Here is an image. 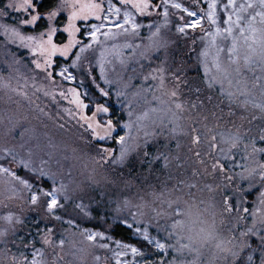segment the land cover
Masks as SVG:
<instances>
[{
    "label": "rangeland",
    "instance_id": "1",
    "mask_svg": "<svg viewBox=\"0 0 264 264\" xmlns=\"http://www.w3.org/2000/svg\"><path fill=\"white\" fill-rule=\"evenodd\" d=\"M10 2L18 5L22 0H9L7 5ZM210 2L211 0H201V6L202 8L204 7V14L202 15L204 19L201 22V26L196 29L186 27L185 32L181 33L179 31L180 27L190 24L193 19H197L201 15L182 6L177 0H168L166 6L160 0L156 15L154 14L149 20H143L144 18L136 15L130 8L122 7L118 3L109 0L106 2L104 13H101L102 19L85 27L83 45L78 48L69 63H62L60 68H58L57 77L61 81L80 89L83 97L91 105L100 101L95 102L98 99L94 98L89 88L85 86L86 83L82 77L83 71L89 69L94 70L97 75V82L101 88L109 93L105 96L107 103H102L108 105L109 113L117 130L115 136L117 155L115 154L110 161L113 168L121 169L124 167L126 161L134 152L138 153L140 150H143L147 146L146 144L155 141L160 137L161 132L165 133L168 129L171 132V136L163 134L162 136L164 138L175 137L182 139V141H187L186 137L189 134L188 129L190 127L195 131L198 129L199 133L202 130L206 134L203 135V137L205 136L206 146L203 142L204 139H201L198 135L197 137H199L200 143H203V148L196 149L197 158L201 157V154H206L211 160L214 159V161L220 158V155L224 157V154L220 151V148L227 147L223 143V137L235 134L222 133L219 132L220 130L216 131L214 124H212L209 118H204V115L192 109L184 107L176 109V107H173V99L170 95L172 91L176 92L174 98L181 100V104L184 105L181 94L177 92L178 89L181 91L180 84L175 81V76L171 75L167 77V83L164 80V84L161 86L159 79L160 72L158 71L160 66L163 65L165 66L163 68L165 73H173L172 67L175 65L173 60L176 58H172L175 55L173 46L177 42L175 40L183 39V37H186L187 32H189V35H192L194 32L198 34L196 39L199 51L196 54L195 60L199 64L201 77L206 86L207 78L204 76V66L201 63L204 58L201 56V53L207 49L209 67L211 68V60L216 53V46H220L225 49L224 52L220 53V58L226 62L227 49L231 46V37L225 40L223 34L215 35V31L216 27H220L221 30L227 27L224 23L227 16L232 14L233 19H235V14L231 7L225 10L224 5L227 3V0H216L218 24L213 25L209 22L206 15ZM248 2L249 0H236L237 11L239 10V5H246ZM252 2L256 4V7L254 9H247L242 15L247 16L249 12L261 10L258 5V0H252ZM80 3L87 2L80 0ZM173 4H180L181 8H175L172 6ZM7 5L5 7L0 5V9H3L6 13V15H0V24L14 26L19 29L22 35L26 32H23L21 28H33L31 25H21L19 23L22 19L30 18L27 13L23 12V10L17 12L13 8L7 10ZM110 5L113 6V9H120L119 16L114 14V11L113 13L107 11ZM165 7H167L168 12L167 18L163 15ZM185 8L189 12H195L196 17H190L188 12L183 11ZM62 10L67 15H71L72 8L69 5L65 4ZM125 11L132 12L135 22L141 25L135 34L131 30L124 32L116 27L117 24L124 23ZM175 13L186 19V21L183 20L181 23L175 22V19H173V17L175 18ZM68 23L65 28L68 26ZM93 25L100 28V32L97 33L99 42L93 41L89 35L94 30ZM125 27L129 26L125 25ZM157 28H159V33L153 37V33ZM105 32H108L109 35L105 36L102 34ZM209 33L213 35L209 36ZM38 35L40 36V34ZM233 35L238 36V30H234ZM213 38L215 39V45L211 43ZM154 41L165 46L157 51L153 47ZM15 42L6 37L3 29H0V158L5 157V150H8L15 154L18 160L24 159L31 161L32 166L36 169L43 168L48 173V176L37 178L35 173L18 167L16 163H8L4 159H0V163H3L5 167H11L17 175L28 179L33 184L32 191L39 190L47 192L53 187L59 188L63 184L65 191L61 195V203L64 207L58 209L55 213L61 219L55 220L46 211L44 203L45 197L41 196L37 204L32 205L30 202L32 192L24 189L17 182L12 181L6 174H0V232L5 233V235L0 236V248H3V250H0V264H11L12 256L17 257V264H19L22 254L23 257L31 260L34 253H36L40 264H56L52 257L54 254L55 257L58 255L62 261L66 262L64 264H71L67 262L70 259L75 264H145V262L156 264L161 259L167 261L175 260V264H180L181 261L188 264V262L196 258V253H188L187 251L177 252L175 250L173 246L178 247L177 240L179 237L173 232L171 226L178 219L185 220L187 223V217L176 216L175 209L177 206L183 209L191 204L198 206L201 212V219L207 220L208 222L206 225H195L194 227L197 231L200 227H210L214 222L216 237L222 236L225 233H230L232 236L234 232L231 230L237 229L239 224L238 219L236 218L234 222L228 214L222 216L221 219L218 217V213H220V206L218 209L219 197L221 196V192L225 193V191H222L221 180L219 179L220 170H213L211 174L205 170L201 171V166L196 163L197 161L194 166L189 168L190 174L199 169L205 175L199 180L187 176L186 172L183 178V173L176 180L172 181V183L167 184L168 193L166 195L164 193L165 197L159 200L155 196L151 199L150 192L144 191L143 186L138 188L135 195L129 197V200L123 196L125 194L124 192L118 195H112L111 197L106 195L103 189L101 194L96 189L92 190L86 178L88 175L85 172L86 168H82L85 167L84 154L83 152L78 153L74 151L75 142L73 141V149L68 147L66 149L71 150L67 151L60 145L54 147L53 140L49 139V136L44 133L41 126L37 127V125L33 124L34 109L37 112L38 106L42 104V98L39 94H35L32 87L43 81L45 75L40 71H35L32 75L29 69H26L24 58L20 56L21 50L15 45ZM89 44L91 47L85 48L83 52L79 51L82 46ZM70 54L62 56L57 53V57L65 59ZM77 55L80 56L78 61L76 60ZM25 58L27 57L25 56ZM161 60L162 62L164 61L163 64L160 63ZM241 63L243 62L241 61ZM101 68H103V74ZM64 69H67L65 76L71 73L75 79H65L61 76L59 73ZM254 69V71H250L242 67V75L241 77H237V79H246L249 95L247 97L238 96V98L233 99L238 100L240 103L245 99L250 101L245 108L247 115L245 116L246 113L242 114L243 117L241 116L238 119V121H246L244 125L253 121L251 119H255L260 113H264L260 108L253 106V102L255 104L264 103V92L258 86L264 84V79L260 81L256 80L258 76L264 77V73L260 71L259 66H254ZM153 76H156L157 79H153ZM105 81H108V83ZM227 87V83H225V88ZM253 88L255 89L254 92L251 91ZM211 89H214L218 94H222L228 99H232L226 93H222L219 84L214 85ZM232 90L235 91V88ZM18 94L19 97L16 96ZM9 99L11 101L15 99L31 104L34 103L35 107L25 104L32 113L30 117H27L26 114L23 116L22 112L25 111L26 113L27 110L15 109ZM43 121L50 122L48 117L43 119ZM207 121H210V124ZM49 125L53 128L51 124ZM125 125H129L130 127H125ZM97 131L100 134L102 133L101 129H97ZM71 132L75 133L73 130ZM54 133L57 135L51 134L53 138L54 136H56L55 138H59L61 130L57 128V132L54 131ZM120 136L125 137L126 147L128 148L127 158L122 164L114 162L119 156L121 148V145L118 143ZM213 136L216 137L215 140L212 139ZM47 142L49 143V148L46 147ZM9 144L11 145L9 146ZM65 144L70 145V142L66 140ZM214 145H219V147H215ZM239 147L240 145L237 148ZM237 148L233 149L230 153L234 159H228L231 162L236 161L233 165L230 163V166L234 169L240 168L244 164L235 153ZM246 150L247 154L249 152L251 154L252 145L248 146ZM60 152H66V157L64 154H60ZM71 158L74 161L75 169L72 165ZM49 177H52V179H49ZM108 179L110 178L99 177L95 182L92 180L90 182L93 183V187L96 185L97 188H100V184L105 183L107 185ZM53 180L55 181V185L53 184ZM64 195L69 197L67 201L63 199ZM140 196L143 197L140 198ZM12 198H16L17 201H12ZM71 198L74 200V205H72V208H67V205L71 203ZM97 201H101L106 207V215L104 214L99 221L103 222L101 224L103 227H97L95 225V227L90 228L84 221L87 219L90 220L89 216H93L91 209L97 205ZM102 203L98 202L99 205ZM26 205L36 209L28 208ZM76 205H83L88 214L85 215V212L77 208ZM30 210H39L45 216H50L53 231L59 232L60 234V237L56 240L53 238L57 237V233L56 235L47 237L51 241L50 244H45L42 241L44 250L39 249L42 255L37 253V249L32 252L29 250L26 254L13 253L11 249L12 245L9 247L5 246L4 240H6V237L11 235L13 237V234L17 230L16 225L23 226V217L26 215L24 217L25 219ZM79 213L82 214L81 218H79ZM9 214L13 218L11 223L4 219ZM26 223L30 227H33L32 229L36 236L45 235L51 229V227L47 229L44 226L45 224L41 225L32 218H27ZM117 224L123 225L130 230L131 235L128 241L118 240L111 236V233L108 231L109 225L114 226ZM138 228L141 231L147 230L148 235L152 239L165 243L168 246L167 252L161 254L160 250L155 247V244H150L145 241L143 236L137 232ZM243 228L250 229L253 228V225L251 224L248 227L244 226ZM85 230L91 233L102 232L105 238L98 237L95 241H89ZM177 231L181 235H188L187 228L183 230L178 229ZM169 232H173V235L169 236ZM61 240L64 242L63 246L60 245ZM30 242H28V246H31L34 240H30ZM187 242V239L180 240V243ZM216 243L217 239L200 248L199 264H216L218 257L216 254L217 249L215 248ZM101 244H107L108 247L102 248L99 246ZM121 245H130L131 247L138 248L144 255H133L131 248H124ZM13 246H16L14 252H17L20 244ZM8 248L11 249L10 253L5 251ZM117 253H120V255H117ZM19 255L21 256L19 257ZM44 255L48 256L44 257ZM96 257L100 259L97 260Z\"/></svg>",
    "mask_w": 264,
    "mask_h": 264
},
{
    "label": "trees",
    "instance_id": "2",
    "mask_svg": "<svg viewBox=\"0 0 264 264\" xmlns=\"http://www.w3.org/2000/svg\"><path fill=\"white\" fill-rule=\"evenodd\" d=\"M8 1L9 0H0V5L5 7ZM83 1L87 3L92 2V0ZM107 1L109 0H95L96 3H100L103 6L104 11L106 9L105 5ZM111 1H114L120 6L125 7L120 3V0ZM177 2L184 7H187L189 10L195 11L201 16L204 14V7L202 8L201 6V0H177ZM159 3L160 0H150V4L155 5L154 7H150L147 10L151 13L150 15L147 13L141 15L131 7L126 8L133 10L136 15L144 18L143 20H149L154 14L156 15V10ZM33 4L35 5V10L41 14V19L36 22V25L33 26V28H21L23 32H26L23 34L25 36H34L38 38V34L46 32L49 24L51 23L52 26L58 29L57 34L54 37L55 42L61 45L68 43V33L63 31L68 23L69 17V15H67L66 12L62 10V8L65 6V0H34ZM7 10H9L8 7ZM52 11H58L59 14L50 22L47 19V16ZM103 13L104 12H102V14ZM176 14L177 13L174 14L175 18L173 17L175 22L181 23L183 20L186 21V19ZM97 21L98 19H96L94 16H90L86 21L82 20L76 22V26L80 29V31L75 34V39L81 41V43L76 44L69 49L68 54L71 53L69 57L64 59L62 57H57L56 55L52 58L53 63L49 69V71L53 73L52 78H49L47 74L41 69L36 68L35 63H33V61L36 60H40V62L43 63V58L34 55L31 49L21 46L18 40H16L15 45L19 47V50H21L20 56H23L24 58L26 69H29L32 75L35 73V71H40L43 75H45L43 81L32 87L33 91H35V94H39L42 98V104L38 106L37 112L33 108V124L37 125V127L41 126L44 133L49 136V139L53 140L52 143L54 147L60 145L63 147V149L68 147L73 149L74 141V151L78 153L83 152L84 154L85 167L82 168H86L85 172L88 173L86 178L89 181V187L92 190L96 189L100 191V194L103 189L106 195L111 197L112 195H118L124 192L125 194L123 196L129 200V197L132 195L134 196L138 188L143 186L144 191L150 192L151 199L155 196L157 200H159L165 197L166 193H168L167 184L172 183V181L176 180L183 173V178L185 177L186 172L187 176L200 180V178L205 175L203 172L201 173L202 170H205L207 173L211 174L213 170L219 169L214 168V164H217V162L223 164L224 171H219V179L221 180V187L223 189L222 191H225V193L221 192V196L219 197L218 209L220 206V213H218V217L221 219L222 216L228 214L234 222L237 218L239 224L237 229L231 230L234 232L232 233V236L230 233H225L222 236L217 237V242L220 240L227 242L228 240H232V238L235 237L236 239L232 241L233 244H243L245 241H247L248 243H251L253 247H255V245L258 243V240L255 236L251 234L241 236L240 234L247 232L248 228L243 227H248L251 224L257 231L264 232V223H261V221L264 220V205H261L258 200L260 192L264 191V188L261 187V185L264 184V181L260 179L261 165H264V152H255L253 154L251 151V154L250 152L247 154V150L244 149V145L246 144L250 146L253 142H255V147L257 149L264 148V141H261L259 138L262 132H264V113H260V115L255 117V119H251L253 121L249 122L247 125H244L246 122L244 120L238 121L241 116L243 117L242 114L246 113L245 116L247 115L246 109L241 107V103L238 100L228 99L222 94H218L214 89L208 88L205 85L201 77V69L198 62L195 60L196 54L199 51V46L196 39L198 34L194 32L192 35H189V32H187L186 37H183V39L180 40H175L177 42H175L173 46L175 55H173L172 58L176 57L173 60L175 63V65L172 67L173 73L169 74L163 72L160 73L159 76L163 75L166 83L168 81V76H175V81H177L181 87V91L178 89L177 92L181 94V99H183L182 101L184 102V105H182L184 108L192 109L204 115V118H209L212 121V124H214L216 131L220 130L219 132L222 133H233L240 135L241 144L240 147L235 150V153L239 160L244 163L243 166L236 169L232 168L230 163L233 165L236 163V161L231 162L228 159H225L222 155H220V158L216 159V161H214V159L211 160L206 154H201V157L197 158L196 149L203 148V143L201 144L200 140L198 143L194 142V138L199 135L201 139H204L203 142L206 146L204 138L205 136L203 137V135L206 134L202 130L199 133L198 129L195 131L192 127H190V129H188L189 134H187L186 137L187 141H182V139H177L175 137L164 138L162 136L163 134L171 136V132L168 129L165 131V133L161 132L160 137H158L155 141L146 144L147 146L143 150H140L138 153L134 152V154L126 161V165L124 167L121 169H115V167L113 168L110 161L115 156V154L117 155L115 140L117 131L116 126L113 123L115 130L111 132V135L107 139L100 141L97 140L95 136H93L92 131L87 127V123L80 118L81 115L91 118L95 113V120H98L101 125H104L107 120H111L113 122L109 111L107 113L96 112V105H103L108 108V105L103 104L104 102L107 103V99L100 91L101 86L97 82L96 72L92 69H89L91 71L86 70L83 71L82 74V77L86 83L85 86L89 88L94 98L98 99L95 102L100 101L94 105H91L89 101L83 97L80 89L69 83L61 81L57 77V70L60 68L61 64L69 63V61L77 52L78 48L83 45L85 27L92 25ZM25 56L27 58H25ZM163 62L162 60L160 61L162 64ZM161 68H165V66L162 65L160 66V69ZM97 85L100 87L98 88ZM197 88H199L198 92L196 91ZM70 89H76L80 93V99L88 106L86 109L81 110L76 104L70 102L73 99V94L69 91ZM254 90V88L251 89L253 92ZM60 93H64V95L61 96ZM16 96L19 97V94ZM208 97H211L210 101ZM172 99L173 107H175V104L177 103L181 104V100L178 98L172 97ZM14 100L15 99L12 101L10 100L12 106L15 109H26L27 112L25 113V111H23L22 114L23 116L26 114L27 117H30L32 113L30 110H28L26 105L35 107V104L21 100ZM47 117L51 123L43 121V119H46ZM91 122L94 123V121ZM207 123L210 124V121H207ZM49 124H51L53 128H51ZM57 128L61 130L62 134L60 133L59 138H55L56 136L53 138L51 134H56L54 131L57 132ZM99 129L102 130L101 135H104L105 129ZM72 130L75 133H72ZM64 140L65 143L66 140L69 141L70 145H66ZM10 145L11 144H9V146ZM46 147L49 148L48 142L46 143ZM102 148L113 149L114 152L111 154H106L101 151ZM71 149H66V151ZM145 152L148 153L147 156H145ZM60 154H64L66 157V152H60ZM109 155L110 158H108ZM175 156L177 157L174 158ZM165 157H167V161H165ZM71 162L75 169L72 158ZM195 162L201 166V171L198 169L195 170L194 173L190 174L189 168L194 166ZM245 169H248L249 171L255 169L256 171L250 176L249 171H246ZM99 177H109L110 179H108L109 181L107 185L104 183L100 184V188H97L96 185L93 187V183L90 182V180L95 182ZM228 177H231V179ZM141 197L143 196H140V198ZM11 200L17 201L16 198H12ZM225 201H227V203L232 206V211L229 212L225 210ZM70 202L71 203L67 205V208H72V205H74V200L72 198ZM98 202L102 203L101 201H97V205L94 208L91 207V214L94 217L89 216L90 220L87 219L84 221L90 228L95 227V225L97 227H103L101 225L103 222L99 221L104 214L106 215V207L105 204L102 203L99 205ZM26 206L28 208L36 209L28 205ZM244 209H248V211L245 212ZM254 212L256 213L255 216L253 215ZM25 216L26 215H24V217ZM46 216L39 210H30L27 213V217L25 219L23 217V226H18L15 224L17 226V230L13 234V237L12 235L6 237V240H4L5 246L9 247L12 245V252L19 254H26L29 250L32 252L35 249H43L44 244L42 243V237L44 235L36 236L34 234V230L32 229L33 227L27 225L26 221L27 218H32L41 225L45 224L44 226L48 229L51 227L52 220L50 219V216ZM81 217L82 214L79 215V218ZM240 218L242 219L240 220ZM52 231L53 229L51 227V232L48 233L47 237L54 234L56 235L57 233V237L53 239H58L60 237L59 232ZM108 231L115 239L126 241L130 239L131 232L123 225H109ZM30 240H34V243L31 246H28V242H30ZM16 244H20V247L18 248L17 252H14V248L16 246L13 245ZM11 249L8 248L5 251L10 253ZM0 250H3V248H0ZM247 251L248 250L245 249V253H247ZM216 254L218 256L216 259V264H226L223 254H219L218 252ZM20 256L21 255H19V257ZM47 256L48 255H44V257ZM52 257L56 264L66 263L62 261L58 255L55 257L54 254ZM67 262L75 264L71 259L67 260Z\"/></svg>",
    "mask_w": 264,
    "mask_h": 264
},
{
    "label": "snow or ice",
    "instance_id": "3",
    "mask_svg": "<svg viewBox=\"0 0 264 264\" xmlns=\"http://www.w3.org/2000/svg\"><path fill=\"white\" fill-rule=\"evenodd\" d=\"M167 2L168 0H162V3H164L165 6L167 5ZM120 3L125 7H131L135 9V11L141 15H144L146 13L150 15L151 13L147 10L150 7L155 6L150 4V0H120ZM65 4L69 5L72 8L71 15L68 17V26L63 29V31L67 32L69 36L68 44L66 45H59L55 42L54 37L56 36L58 29L52 26L51 23L49 24L47 31L42 32L38 38L34 36H24L21 34L19 29L14 26L0 24V29H3L4 35L6 37H9L13 42L19 40L22 46L31 49L34 55L43 58V63H41L40 60L33 61V63H35L36 68L44 71L49 78L53 77V73L49 71L53 63L52 58L56 56L57 53L62 56H66L70 48H72L76 44L81 43V41L75 39V34L80 31L75 22L78 20H87L90 16H94L96 19L101 20V13L104 12L103 6L100 3H96L95 0H92V2L90 3H80V0H65ZM258 5L261 9L260 11L249 12L247 16H244L242 15L243 12H245L247 9H254L256 7V4H254L252 0H249L246 5H239L238 11L236 0H227L224 8L225 10H227L229 7H231L235 14V19H233L232 14H229L227 16V19L224 21L227 27L223 28V30H221L220 27H216L215 31V35L223 34L225 40L231 37V46L227 49V60L226 62H224L220 58V53L224 52L225 49L220 46H216V53L212 57V66L210 68L207 49L201 53V56L204 58L201 63L204 66V76L207 78L208 88H212L214 85L219 84L222 93H226L227 96L232 99L238 98V96L247 97L249 95V92L247 91L246 79H237V77H241L242 75V67L247 68L250 71H254V66H259L260 71L264 73V0H258ZM172 6L178 9L181 8L180 4H173ZM7 7L13 8L17 12L23 10V12L27 13L30 16L29 19L20 20L19 23L21 25L35 26L36 22L41 19V14L35 10V5L33 4L32 0H22V2L18 5L10 2ZM208 9L209 10L206 13L207 19L211 24L217 25L218 20L216 16V0H211V2L208 4ZM107 11L109 13H113L114 11V14H116L117 16H119L120 13L119 8L113 9V6L111 5L107 9ZM183 11L188 12V15L190 17H196L195 12H189L186 8L183 9ZM58 14V11H52L48 14L47 19L51 22ZM0 15H6L3 9H0ZM163 15L165 16V18H167V7H165ZM203 19V16L197 19H193L190 24L184 27H180L179 31L183 33L185 32L186 27L192 29L200 27ZM125 25H128L129 27H125ZM116 27L120 28L124 32H128L129 30H131V32L135 34L136 31L141 27V25L135 22L132 12L125 11L124 23L117 24ZM93 29L94 30L90 32L89 35L93 41L99 42L97 33L100 32V28L96 25H93ZM234 30H238V36L233 35ZM158 33L159 28H157L153 33V37L157 36ZM102 34L105 36L109 35L108 32ZM212 35V33H209V36ZM211 43L215 45L214 38ZM163 46L165 45H162L161 43H157L155 41L153 42V47L157 51H159V49ZM87 47H91V45H84L80 48L79 51L83 52ZM79 59L80 56L77 55L76 60L78 61ZM241 61L243 63H241ZM158 71L160 73H163L164 69L161 68ZM65 72H67V69H64L59 74L65 79H75V77L72 76L71 73H68V75L65 76ZM101 72L103 74V68H101ZM152 78L157 79L156 76H153ZM159 79L161 86H163V75H160ZM262 79H264V77H256L257 81H260ZM105 82L108 83V81ZM225 83H227V88H225ZM258 86L261 87L262 92H264V84ZM97 87L99 88L100 86L97 85ZM233 88H235V91L232 90ZM69 91L73 94V99L70 101L71 103L76 104L77 107L81 110L88 107L87 104H84V102L80 99V93L76 89H70ZM100 91L104 96H107L109 94L103 88H100ZM196 91L198 92L199 88H197ZM60 95L63 96L64 93H60ZM170 95L172 97H175L176 92L172 91ZM208 99L210 101L211 97H208ZM249 102L250 101L247 99L243 100L241 102V107L246 108ZM253 106L260 108L261 111L264 112V103L255 104L253 102ZM175 107L176 109H181L183 105L177 103L175 104ZM108 111L109 109L107 107L103 105H96L97 113H107ZM80 118L87 123L88 129L92 131L93 136H95L97 140L103 141L107 139L111 135V132L115 130L113 122L111 120H107L104 125H101L98 120H95V113L91 118L85 115H81ZM91 121H94V123ZM125 127L130 126L125 125ZM99 128L105 129L104 135H101L97 131V129ZM259 138L261 141H264V132H262ZM212 139L215 140L216 137L213 136ZM194 142L198 143L199 137H195ZM118 143L121 145V148L119 156L114 162L122 164L126 160L128 155V148L126 147L125 137L120 136L118 138ZM223 143L227 145L226 148H220V151L224 154V158L234 159V157H232L230 153L233 149L237 148L241 144L240 135L235 134L224 136ZM214 146L219 147V145ZM247 147L248 145L245 144L244 148L247 149ZM5 151L6 156L0 159H4L8 163H16L18 167H22L24 169H27L29 172L35 173L37 175V178L48 176V173L45 172L43 168H34L31 164V161H26L24 159L18 160L15 154L8 150ZM101 151L106 154H111L114 152L113 149L109 148H102ZM252 152H264V148L257 149L255 147V142H253ZM147 155L148 153L145 152V156ZM197 155H199V153H197ZM108 158H110V155ZM165 161H167V157H165ZM213 167L219 168L220 171H224V165L220 164L219 162H217V164H214ZM245 170L249 171L248 169ZM255 171V169L250 170L249 175L251 176L253 173H255ZM0 174H6L11 178L12 181L17 182L24 189L32 192L30 196V202L32 205H36L41 196L45 197L46 199L44 203L47 213L51 215L55 220L61 219V217L59 215H56L55 213L58 209H62L64 207V205L61 203V195L65 191V186L63 184H61L59 188L53 187L50 191L47 192L39 190L32 191L33 184L28 179L17 175V173L11 167H5L3 163H0ZM228 178L231 179V177ZM49 179H52V177H49ZM260 179L264 181V165H261ZM53 184L55 185L54 180ZM261 187L264 188V184H262ZM63 199L67 201L69 197L67 195H64ZM258 200L261 205H264V191L260 192ZM76 207L81 209V211H84L85 215L88 214L85 211L83 205H76ZM225 210L229 212L232 211V206L229 205L227 201H225ZM244 211L247 212L248 209H244ZM175 215L180 217H187V223L185 220L178 219L175 221V223L172 224L171 227L173 229V232H175L179 237V239L177 240L178 247L175 245L173 247L177 252L187 251L188 253H196V258L188 262V264H199L200 248L217 239L215 233V224L213 222V224L208 228L200 227L197 231L194 227L195 225H206L208 222L207 220L201 219V212L198 206L195 204L187 205V207L183 209L177 206V208L175 209ZM253 215L255 216L256 213L254 212ZM4 219L11 223L13 218L12 215L9 214L8 216L4 217ZM261 223H264V220H262ZM129 227H131V225H129ZM185 228H187L188 231L187 236L181 235L180 232L177 231L178 229L183 230ZM85 231L87 233V239L89 241H95L98 237L102 239L105 238L102 232L91 233L87 232V230ZM50 232L51 229H49L48 232H46L42 237L45 244L51 243V241L47 238L48 233ZM137 232L143 236L145 241L150 244H155V247L160 250L161 254L167 252L168 246L165 243H161L159 240L152 239L148 235L147 230L141 231V229L138 228ZM173 232H169L168 235L172 236ZM248 234H251L257 238L258 243L255 245V247H253V245L251 243H248L247 241H245L243 244H233L232 241L236 239L235 237H233L232 240H228L227 242L220 240L215 244L217 252L219 254H223V258L226 261V264H264V232L257 231L255 227H253L248 229L247 232L241 233L240 235L246 236ZM2 235H5V233L0 232V236ZM184 239H187L188 242L180 243V240ZM63 243V240H61L60 245L63 246ZM99 246L102 248L108 247L107 244H101ZM121 247L131 248V252L133 253V255H144V253L140 249L131 247L130 245H121ZM245 249L248 250L247 253H245ZM37 253H40L39 249H37ZM40 254L42 255V253ZM117 255H120V253H117ZM96 259L99 260L100 258L96 257ZM11 264H17V257H11ZM19 264H40V261L37 259L36 253L33 254L31 260H29L27 257H23L22 254V258L19 260ZM145 264H151V262H145ZM156 264H175V260L167 261L161 259L157 261ZM180 264H185V262L181 261Z\"/></svg>",
    "mask_w": 264,
    "mask_h": 264
}]
</instances>
